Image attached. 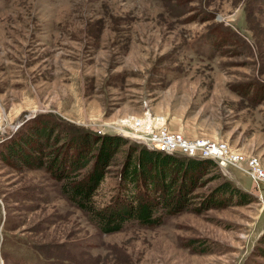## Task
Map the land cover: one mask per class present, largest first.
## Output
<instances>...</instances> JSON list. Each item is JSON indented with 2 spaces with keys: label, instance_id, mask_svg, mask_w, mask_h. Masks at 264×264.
Returning <instances> with one entry per match:
<instances>
[{
  "label": "rangeland",
  "instance_id": "obj_1",
  "mask_svg": "<svg viewBox=\"0 0 264 264\" xmlns=\"http://www.w3.org/2000/svg\"><path fill=\"white\" fill-rule=\"evenodd\" d=\"M145 108L264 167V0H0L6 139L46 117L62 141L78 129L129 140L123 120ZM126 146L101 202L119 191ZM220 169L193 201L230 179L241 189L231 203L105 232L45 168L0 158V264H264V185Z\"/></svg>",
  "mask_w": 264,
  "mask_h": 264
},
{
  "label": "trees",
  "instance_id": "obj_2",
  "mask_svg": "<svg viewBox=\"0 0 264 264\" xmlns=\"http://www.w3.org/2000/svg\"><path fill=\"white\" fill-rule=\"evenodd\" d=\"M57 129L55 119L36 118L0 141V158L45 168L61 181L62 193L105 232L133 224L158 225L166 215L185 208L199 212L226 205L241 191L230 179H223L212 190L198 195L201 198L194 202V190L204 174L218 164L214 159L171 153L118 134L81 129L62 141ZM125 144L119 191L101 202L96 191L107 167ZM260 242L263 250L258 254L264 255V232Z\"/></svg>",
  "mask_w": 264,
  "mask_h": 264
},
{
  "label": "built area",
  "instance_id": "obj_3",
  "mask_svg": "<svg viewBox=\"0 0 264 264\" xmlns=\"http://www.w3.org/2000/svg\"><path fill=\"white\" fill-rule=\"evenodd\" d=\"M123 131L131 140L167 152H178L189 156L214 159L225 174H231L230 167L238 168L248 174L260 187L264 185V167L255 156H245L224 140L208 138H189L172 130L166 118L145 108L141 116H131L123 120ZM6 116L0 113V141L8 134ZM263 199V195L261 196Z\"/></svg>",
  "mask_w": 264,
  "mask_h": 264
},
{
  "label": "water",
  "instance_id": "obj_4",
  "mask_svg": "<svg viewBox=\"0 0 264 264\" xmlns=\"http://www.w3.org/2000/svg\"><path fill=\"white\" fill-rule=\"evenodd\" d=\"M12 131H13V130H10V131L8 132L7 136H9V135L11 134Z\"/></svg>",
  "mask_w": 264,
  "mask_h": 264
}]
</instances>
